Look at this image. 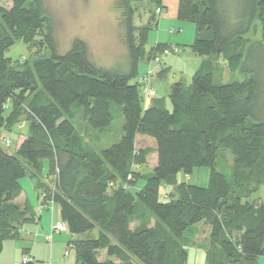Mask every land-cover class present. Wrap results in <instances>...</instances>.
Masks as SVG:
<instances>
[{
	"label": "trees",
	"instance_id": "obj_1",
	"mask_svg": "<svg viewBox=\"0 0 264 264\" xmlns=\"http://www.w3.org/2000/svg\"><path fill=\"white\" fill-rule=\"evenodd\" d=\"M161 1H115L124 28L122 68L90 62L79 39L59 55L42 0L0 4V134L22 117L28 126L14 153L0 145V254L3 241L17 239L21 225L33 220L30 208L15 203L20 181L29 177L39 206L47 201L59 206L77 264H187L182 236L199 223L209 229L205 264H259L264 255V0H178L177 19L195 26L192 52L221 59L244 80L215 83V67L204 60L188 86H168V107L164 98H154L151 79L154 95L143 96L138 73L140 64L148 67L172 46L145 50L148 32L156 26L153 10L155 15ZM141 3L148 7L143 26L135 23L132 8ZM256 26L260 39L250 42ZM37 36L49 56L12 67L5 51L18 40L30 45ZM167 73L160 67L153 77L161 80ZM78 114L98 135L109 137L117 121L119 132L105 147L92 149L73 125ZM138 136L155 143L150 171H141L150 152L136 148ZM222 153L228 163H222ZM201 167L209 170L207 186L179 181ZM146 216L151 225L144 224ZM100 251L105 260L98 259Z\"/></svg>",
	"mask_w": 264,
	"mask_h": 264
},
{
	"label": "rangeland",
	"instance_id": "obj_2",
	"mask_svg": "<svg viewBox=\"0 0 264 264\" xmlns=\"http://www.w3.org/2000/svg\"><path fill=\"white\" fill-rule=\"evenodd\" d=\"M116 0H42L46 9L47 16L51 21L53 28V37L56 44V50L59 55L65 54L74 39H79L86 44L88 59L96 66L122 68L126 62V48L123 43L124 28L118 21V14L114 11V3ZM0 4L8 8L10 0H0ZM164 11L161 14L163 7L160 8V13L155 16L156 26H153L147 35L145 50L149 51L156 43L161 45H174L177 48V54L162 56L158 54L162 65H155L154 60L148 63V68L151 69L152 74L149 79L153 81L156 88L157 95L165 96L166 84L170 85L174 82H181L184 86H188L191 78L196 70L199 68L203 58L195 55L190 46L195 38V26L190 21H180L177 19L178 0H163ZM133 16L135 23L140 22V25H146L148 16V7L145 3L133 4ZM161 14V15H160ZM250 42L258 41L260 39V30L256 26L255 33L252 32L249 36ZM170 47V46H169ZM167 47V48H169ZM166 49V48H165ZM163 51V50H162ZM49 50L41 36H37L35 41L30 45L24 44L21 40L16 41L10 48H8L4 57L10 61V65L15 69H20L25 62H32L36 59L47 58ZM213 65L215 67L213 77L215 83H230L234 81H243L244 76L237 71H229L224 66L222 60L213 57ZM143 64L138 67V72L144 68ZM159 66V67H158ZM160 67L168 70L165 78L162 81H157L154 76ZM152 77V78H151ZM150 81V80H149ZM135 81L132 80L131 83ZM158 86H157V85ZM157 86V87H156ZM21 123L18 126L10 127L9 131L0 134V144L6 137L10 140L8 145H4L5 151L14 153L18 142L28 134V126L25 123V118H21ZM73 125L76 131L83 137L86 143L92 149H100L115 139L119 132V122H115L109 132V137L101 136L96 132L90 130L85 122L82 120L80 114L73 120ZM4 137V138H3ZM154 141L145 136H138L136 138V148L149 150L147 157V165L142 172L152 169L156 162V152L154 149ZM222 163H228L229 157L222 153L220 156ZM46 163V162H45ZM47 163L44 164L46 170ZM209 170L206 167H201L189 176L190 182L199 185L207 186ZM182 180L184 176H180ZM165 190L164 194H166ZM163 194V195H164ZM43 205V204H41ZM141 208H138L137 213H144ZM153 220L150 216H146L144 224H151ZM139 222H135V225ZM207 225L199 224L190 227L184 233L183 245L187 247L188 263L198 264L201 252L194 249L188 244V239L194 235H198L197 241L209 245L207 236ZM206 233V234H205ZM206 235V236H205ZM197 255L196 262L193 259ZM70 257L74 258L75 252L71 249ZM101 258V257H100Z\"/></svg>",
	"mask_w": 264,
	"mask_h": 264
},
{
	"label": "crops",
	"instance_id": "obj_3",
	"mask_svg": "<svg viewBox=\"0 0 264 264\" xmlns=\"http://www.w3.org/2000/svg\"><path fill=\"white\" fill-rule=\"evenodd\" d=\"M161 7H163L161 11L162 14L164 11L163 0L161 1ZM157 45H161V44L156 43L154 46ZM204 60H210L213 63V57L203 58L202 61ZM218 60L221 59L218 58ZM202 61L199 63L201 64ZM147 69L148 67L144 66L142 71L138 72L139 75H144ZM156 80L162 81L163 79L161 80L156 79ZM168 86L169 85L166 84L165 96L160 97L159 95H157L154 97V98H164L165 99L164 102L167 107L169 106L166 100ZM154 89L156 90L155 86ZM149 102L150 100L147 101V103ZM146 106H148V104ZM46 172L47 170L44 168L43 175H46L47 174ZM178 179L179 181L180 180L182 181L180 176H178ZM183 181L187 183H191L189 177H185ZM20 185H21V192L19 196L15 199V203L20 208L23 207H27L28 209L30 208V210L34 212L33 220L28 221L21 225L19 229V236L17 239H7L3 241L2 251L0 254V264H23L22 257L25 255L30 257L31 259V261L28 262L27 264H77L75 257L73 259L69 258L70 252L66 260L63 258V252L66 246L68 245V243L72 239L69 232L66 229L61 232L52 231V226L54 224L64 223L61 218L59 206L57 204H54L53 208L50 210L47 209L39 210L40 201L37 192L34 189L33 181H31L29 177H24L20 181ZM139 186H141L140 183L138 185V188ZM199 224H203V223H199ZM208 232L209 229L207 231V236H208ZM183 238H184V234L182 236V245H183ZM197 239H198V235L196 236L194 235L193 237H190V239H188L189 240L188 244L191 245L194 249L197 248L199 252H201V256L199 257L200 259L197 261L198 264H205L207 246H204L205 244L200 243V241H197ZM183 247L187 250L186 246L183 245ZM98 259L99 260L106 259L105 251H100ZM197 259H198L197 255H195L193 262H196ZM187 264H189L188 261ZM259 264H264V255L259 258Z\"/></svg>",
	"mask_w": 264,
	"mask_h": 264
},
{
	"label": "built area",
	"instance_id": "obj_4",
	"mask_svg": "<svg viewBox=\"0 0 264 264\" xmlns=\"http://www.w3.org/2000/svg\"><path fill=\"white\" fill-rule=\"evenodd\" d=\"M160 9H157V14L160 13ZM177 48L176 46H170L169 48H166L162 51L161 55L162 56H167V55H171V54H177ZM154 63L155 65H160L161 64V60L159 59V57H156L155 60H154ZM152 74V71L151 69H147L146 73L141 77V81L143 82V88H142V94L143 96H153L154 95V92L152 91V89L149 87V78ZM3 144L4 145H8L9 144V141L4 139L3 140ZM1 145V144H0ZM54 202L53 201H47V204L46 205H40L39 206V210H42V209H52L53 206H54ZM66 228H65V225L63 223H57V224H54L52 226V231L53 232H61V231H64ZM71 250V246L67 245L64 252H63V258L66 260L68 255H69V252ZM31 259L30 257L28 256H23L22 257V263L23 264H27L28 262H30Z\"/></svg>",
	"mask_w": 264,
	"mask_h": 264
}]
</instances>
